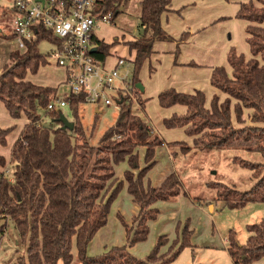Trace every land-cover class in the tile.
<instances>
[{
  "label": "trees",
  "instance_id": "1",
  "mask_svg": "<svg viewBox=\"0 0 264 264\" xmlns=\"http://www.w3.org/2000/svg\"><path fill=\"white\" fill-rule=\"evenodd\" d=\"M128 2L100 0L94 13L99 17L112 13V22ZM171 6L172 0H140V34L127 43L130 53H134L132 85L138 95L142 94L137 87L141 84L139 74L155 53V44L175 42L178 54L180 46L190 39V33L175 39L164 29L162 17L171 12ZM237 17L248 23L246 35L251 57L248 59L231 50L228 63L232 72L229 74L225 67L213 70L211 85L227 94L226 100L221 102L215 95L210 107H206L203 91L185 94L173 88L158 96L162 108L175 105L187 108L185 115L173 116L164 124L169 129L184 128L189 137L195 138L194 146L202 150L243 148L262 155V163L235 158V162L257 176L251 190L240 192L220 183L210 185L216 190V200L230 209L264 204V0L241 4ZM5 36L16 38L14 34ZM44 41L53 43L56 39L44 30L25 41V49L11 53L7 69L0 75V101L10 117L24 116L27 120L11 150L12 178L6 173V158L0 155V238L5 236L11 222L20 242L26 245V255L18 257L16 264H73L74 250L80 264L173 262L183 249L191 246L192 231L188 226L183 232V243L175 253L171 252L172 255L169 252L162 255L167 235L159 237L146 259L134 256L131 249L149 238L150 225L160 215L155 207L157 203L173 202L186 196L176 172L169 174L159 187L148 181V174L157 163V150L166 145L173 157L186 155L189 151H174L185 142L167 143L159 137L148 121L134 114L133 104L127 98L118 100V104L122 103L116 124L105 132L97 146L85 139L86 131L79 120L80 109L86 104L84 96L68 98L75 120L73 130L62 128L63 124L58 121L64 115L61 110L51 111V124L43 125L38 106L47 107L58 90L37 86L27 80V75L48 65L49 53L40 50ZM92 44L93 57L104 63L112 56L111 49L117 41L108 44L94 37ZM233 100L236 103L232 108ZM146 102H139L143 111ZM245 109L251 111L248 119L244 118ZM233 119L240 127H234ZM12 130L0 128V148L7 145ZM117 136L120 139H116ZM139 148L146 151L143 167L139 163ZM123 162L128 163L129 169L124 180H119L115 167ZM125 184L139 209L131 227L118 215L126 231L127 243L113 246L103 255L89 256L90 245L97 233L107 226L111 206ZM247 229L250 235L245 244H240L234 233L230 234L228 252L232 261L235 264L264 262V216L260 223L249 225Z\"/></svg>",
  "mask_w": 264,
  "mask_h": 264
},
{
  "label": "rangeland",
  "instance_id": "2",
  "mask_svg": "<svg viewBox=\"0 0 264 264\" xmlns=\"http://www.w3.org/2000/svg\"><path fill=\"white\" fill-rule=\"evenodd\" d=\"M218 1L219 5L209 13V17H212L213 20L208 24V31L201 38H191L192 44L187 48L181 46L178 54H176L177 46H175V42H159V62L154 63L152 66L149 64L143 65L139 80L145 88V93L142 92L141 94L147 100L145 110L143 111L139 106V102L143 101L141 95L133 92V97L130 96L128 99L129 103L133 104L132 111L134 114L147 119L159 134V137L161 136L167 143L187 142L185 141L187 134L179 128L169 129L164 125L163 119L166 118L164 115L169 109L165 110L160 106L158 95L167 87H173L177 92L184 93L180 90H189L193 86H201L202 90L210 97L212 95L210 70L217 59L218 62H221L224 58L225 64H227V59L223 53L226 47H231L230 51L236 50L246 58L251 57L250 46L246 37V23L245 20L237 17V11H239L241 4L255 2V0ZM257 5L259 4L257 3ZM139 14L140 0H129L127 5L121 8L120 15L112 22L102 24L96 33L99 40L108 44L117 41V44L111 49L112 56L108 57L107 66L112 67L118 60L117 56L123 57L126 60V65L122 67V75H128L131 82L134 79V53H130L127 43L133 41L140 34ZM202 14H204V11L201 12L197 9L193 11L189 18L187 17L190 28L199 24ZM16 16L14 0H0V67L6 64L3 72L7 69L11 53L19 50L17 38L5 36L13 34V21ZM185 18V15L183 18L180 16L171 18V31L177 27V21L186 25ZM178 24L181 26V23ZM184 32L192 33L189 27H186ZM205 37H207V40ZM52 49H54V46L51 42L44 41L40 44V50L44 54L50 53ZM198 53L202 58L201 63L196 65L195 58L192 55H198ZM65 77L61 68L57 67L54 60L50 58L48 65L40 67L37 73L29 72L27 80L37 86L55 87L58 90V97L62 98L68 93L63 84ZM205 83L207 89H203ZM218 94L221 102H224L228 97L220 90H218ZM235 103L233 100L232 108ZM96 107L93 104H85L79 112V120L86 131L85 139L92 146H97L105 132L116 124L120 112L117 102L112 106L101 105L100 113L96 112ZM59 110L63 111L69 121L75 123L74 114L69 106L56 111ZM50 113L51 111L47 107L38 106L41 123L45 126L51 124ZM250 113L251 111L245 109L244 118L247 119ZM25 120L24 116L19 119L9 117L6 109L0 107V126L13 129L7 138V145L0 148V155L7 160L6 169L9 168L10 170L8 174L10 178H12L11 174L13 173V166L10 164L12 145L24 129ZM94 125L96 127L93 130ZM233 125L236 128L240 127L235 119H233ZM116 139H120V136H117ZM192 139L191 144L184 143L174 148V151L178 153L189 151L186 155L179 154L173 163V166L175 165L174 171L182 180L186 196L170 202L173 204L169 202L156 204L155 207L160 211V215L158 220L151 224L149 238L147 241L137 244L136 247L134 246L135 249L133 247L131 252L140 259H146L155 249L159 237L167 235L168 240L164 241L165 246L163 249L165 248V250H161L162 255L168 254V252L173 254L183 243V232L185 227L188 226L192 231L191 246L183 249L176 259L169 264H235L227 249L230 246V234H235L236 240L240 244H245L250 235L247 227L260 223L264 216V204L255 203L240 209H230L224 206L223 202L216 200V190L211 188L210 185L220 183L240 192L251 190L258 178L253 171L235 162V158L238 157L252 163H262L263 157L258 152H250L243 148L202 150L194 146L195 138L192 137ZM157 154L158 163L148 174V181H151L152 184L160 178L161 173L165 170L164 168L170 162L168 156L165 155V158L160 160L161 157L159 153ZM138 155L140 166L143 167L142 165L145 164L144 148L138 149ZM128 169L127 162L117 165L115 167L116 176L123 180ZM123 195L121 192L113 202L107 228L102 232L104 234L103 240L106 239V235L110 238L107 239L109 242H105L109 243V246L104 252L97 253L95 251L94 257L103 255L112 248L110 247L111 243L118 241V232L115 226L117 225L116 214L119 209L122 210L127 207L130 209L128 200ZM132 225L133 223L130 224V227ZM121 237L119 243L124 238ZM124 240L127 241L126 238ZM99 247L101 250L102 246ZM75 252L76 250H74ZM25 255L26 245L20 242L15 227L10 222L5 236L0 238V264H16L18 257ZM73 264H76V261Z\"/></svg>",
  "mask_w": 264,
  "mask_h": 264
},
{
  "label": "built area",
  "instance_id": "3",
  "mask_svg": "<svg viewBox=\"0 0 264 264\" xmlns=\"http://www.w3.org/2000/svg\"><path fill=\"white\" fill-rule=\"evenodd\" d=\"M100 0H14L17 16L13 21V34L19 49L25 41L42 31L51 32L56 42L48 57L65 72L64 86L68 93L53 98L47 105L49 111L70 106V96H84L86 104L112 106L123 98L133 97V85L128 75H122L126 65L118 58L112 67L99 62L92 55L93 38L102 26L111 21L112 13L99 17L94 9ZM98 38V37H97ZM119 105V104H118ZM9 174V168L6 169Z\"/></svg>",
  "mask_w": 264,
  "mask_h": 264
},
{
  "label": "crops",
  "instance_id": "4",
  "mask_svg": "<svg viewBox=\"0 0 264 264\" xmlns=\"http://www.w3.org/2000/svg\"><path fill=\"white\" fill-rule=\"evenodd\" d=\"M247 1V0H246ZM256 1V0H255ZM217 5H219V1L218 0H172V6H171V12H167V13H165L164 15H163V17H162V24H163V27H164V29L168 32V33H170V32H172V33H170V35L172 36V37H174L175 39H180L181 38V36L185 33L184 32V29L186 28V27H189V30L192 32L191 33V37H190V39L191 38H193V37H197V38H201V36H203L204 34H205V32H207L208 31V28H209V23H210V21H212L213 20V18L212 17H209V13H210V11L211 10H213ZM200 10L201 12H203L204 11V14H202L201 16H200V22H199V24L198 25H196V26H192V28H190V22H189V20L187 21V17L189 18L190 17V15H192V13H193V11H195V10ZM239 9H240V7H239ZM238 9V10H239ZM238 12V11H237ZM185 15V23H186V25H184L183 24V22H179V21H177V27L173 30V31H171V28H170V26L172 25L171 24V18H175V17H182L183 18V16ZM164 21L166 22V24L164 25ZM178 23H181V26L178 24ZM245 25H246V28H247V26H248V23L245 21ZM169 30H170V32H169ZM181 34V35H180ZM246 37H247V35H246ZM99 39V38H98ZM188 40L185 44H182L181 46H182V48H187L188 46H190L191 44H192V41L191 40ZM205 39L207 40V37H205ZM175 44V46H177V44L176 43H174ZM181 46H180V48H181ZM180 48H179V50H180ZM230 48L231 47H226L225 49H224V51H223V53H224V55H225V57H226V61H227V64H225V60H224V58H222V60H221V62H218V59H217V62H215V64L214 65H212V67H211V70H210V81H211V77H212V73H213V70L215 69V68H217V67H225L226 68V70H227V72L230 74L231 72H232V69H231V67H230V65H229V63H228V54H229V52H230ZM160 49V45H159V42L158 43H156L155 44V46H154V51H155V53L152 55V57L145 63L146 65L147 64H149V65H153L154 63L156 64V63H158L159 62V60H158V57H159V50ZM177 49H178V46H177ZM202 50H203V48H202ZM238 54H240L239 52H237ZM192 57H194L195 59H194V62L196 61V65H198L197 63H201V55H200V53H198V55L197 54H195V55H192ZM117 58H123V57H121V56H117ZM250 58V57H249ZM248 58V59H249ZM106 63H107V61H106ZM183 64V63H182ZM185 64V63H184ZM6 64H4V65H2L1 67H0V74H2V72H3V68H4V66H5ZM63 72H64V70L63 69H61ZM64 74H65V72H64ZM64 84V83H63ZM144 87V86H143ZM205 88H203V89H207V84L205 83V86H204ZM51 88H55V87H51ZM170 88H173V87H167L166 89H164L163 91H165V90H167V89H170ZM56 89V88H55ZM59 89V88H58ZM197 90H200V91H203L202 90V87L201 86H193L192 88H190L189 90H180V92H184V93H189V94H192V93H194L195 91H197ZM162 91V92H163ZM206 91V90H205ZM208 91V90H207ZM204 92V91H203ZM212 95L209 97L205 92V95H206V99H207V102H206V107H210V102H211V100H212V98L215 96V95H218L219 96V94H218V90H216L214 87H212ZM143 93H145V88H144V91H143ZM143 95H141V97H142ZM159 96V95H158ZM143 98V97H142ZM143 101H145V98H143ZM146 104H147V102H146ZM146 104H145V108H146ZM140 106V105H139ZM0 107H3V108H5V106H4V104L0 101ZM6 109V108H5ZM163 109H165V110H168L167 111V113L164 115V117H166L165 119H163V122L166 120V119H170L171 117H173V116H176V115H178V116H183V115H185L186 114V112H187V108L185 107V106H182V105H175V106H173V107H170V108H163ZM96 112L97 113H100L101 111L100 110H98L97 109V107H96ZM6 113H7V115H9V112L7 111V109H6ZM9 117H10V115H9ZM25 119H26V117H25ZM145 119V118H144ZM247 119H248V116H247ZM146 121H147V119H145ZM26 123H27V120H25V125H26ZM165 125V124H164ZM0 128H2V129H7L6 127H1L0 126ZM179 129H181V130H183V132L185 131V129L184 128H179ZM20 134H21V132L19 133V135L16 137V140L18 139V137L20 136ZM186 135V134H185ZM161 137V136H160ZM15 140V141H16ZM192 137H189L188 135L186 136V139H185V141H187V142H185V143H189V144H191L192 143ZM15 143V142H14ZM14 145V144H13ZM13 145H12V147H13ZM145 150V149H144ZM146 152V151H145ZM157 153H159V155H160V160L161 159H163V158H165V155L166 156H168V159L170 160V162H169V164H168V166L166 167V168H164L165 170L161 173V176H160V178L154 183V184H152L151 183V181H150V183H151V185L152 186H154V187H159L162 183H163V181L165 180V178L169 175V174H171V173H173V172H175L174 170H175V165L173 166V163H174V161H175V158L176 157H178L179 156V154H177L175 157H173L172 156V154H171V150H170V148L168 147V146H166V145H164L163 147H160L159 149H158V151H157ZM165 153V154H164ZM144 154V153H143ZM158 155V154H157ZM164 155V157H162V156ZM182 155V154H181ZM158 157V156H157ZM157 157H156V161H157ZM159 160V161H160ZM158 163V162H157ZM156 163V164H157ZM142 166H144V165H142ZM118 178V177H117ZM119 180H121L120 178H118ZM123 180H124V178H123ZM122 192V194H124L123 195V197L126 199V200H128V205L130 206V209H128V207L126 208V209H122V210H120L119 209V213L117 212V214H116V221H117V225H115L116 227H117V232H118V241L117 242H114V243H111L110 244V247H113V246H121V245H123V244H125V243H127V241L126 240H124L125 238L127 239V237H126V231H125V228H124V226L122 225V223L120 222V220H119V218H118V215L120 214L124 219H125V221L126 222H128L129 224H131V221H132V219H133V217L134 216H136L137 214H138V212H139V209H138V207L134 204V202H133V199H132V197L129 195V193H128V191H127V185L125 184V186H124V189L121 191ZM182 197V196H181ZM165 203H168V202H165ZM170 203V202H169ZM170 204H173V203H170ZM128 209V210H127ZM150 227H151V225H150ZM105 228H107V226L106 227H104L103 229H101L98 233H97V235L95 236V238H94V240L92 241V243H91V245H90V248H89V256H94L95 254V251H97V253H101V252H104L105 250H106V248L109 246V243H105V242H109L107 239H110L109 237H107V235L105 236L106 237V239L105 240H103V230L105 229ZM101 234H102V236H101ZM101 236V237H100ZM121 236H123L124 238H123V240H122V242L120 241V243H119V238H121L122 239V237ZM100 238V239H99ZM115 243H117V244H115ZM140 244V243H139ZM138 244V245H139ZM102 246L101 247V250H100V247L99 246ZM136 247V246H135ZM135 247L133 248V249H135ZM133 249H131L132 251H133ZM163 249V248H162ZM228 249V248H227ZM227 249H225V250H227ZM163 250H165V248L163 249ZM162 250V251H163ZM74 261H76V264H80L79 262H78V258H77V252H75L74 253ZM256 263H258V264H264V262L263 261H259V262H256ZM59 264H63L62 262H60Z\"/></svg>",
  "mask_w": 264,
  "mask_h": 264
},
{
  "label": "water",
  "instance_id": "5",
  "mask_svg": "<svg viewBox=\"0 0 264 264\" xmlns=\"http://www.w3.org/2000/svg\"><path fill=\"white\" fill-rule=\"evenodd\" d=\"M1 31V30H0ZM142 92L144 91V87H143V85H141V84H138V86H137ZM122 103V101H120V103L119 104H121ZM58 121L60 122V123H62L63 124V129H65V130H73L74 129V123L73 122H71V121H69L67 118H66V116L65 115H61L60 116V118L58 119Z\"/></svg>",
  "mask_w": 264,
  "mask_h": 264
}]
</instances>
